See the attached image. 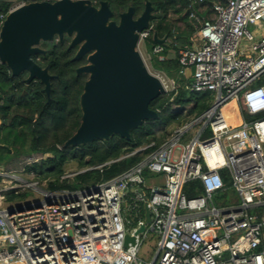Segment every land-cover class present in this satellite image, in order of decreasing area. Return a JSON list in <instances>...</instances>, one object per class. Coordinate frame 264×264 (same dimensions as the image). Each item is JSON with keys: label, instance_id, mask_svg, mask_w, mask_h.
Returning a JSON list of instances; mask_svg holds the SVG:
<instances>
[{"label": "built area", "instance_id": "2783aa9c", "mask_svg": "<svg viewBox=\"0 0 264 264\" xmlns=\"http://www.w3.org/2000/svg\"><path fill=\"white\" fill-rule=\"evenodd\" d=\"M5 1L13 5L1 26L23 5L57 0ZM188 1L195 34L193 46L178 50V77L195 67L184 86L211 92L209 108L175 125L159 144L66 172L60 182L141 157L111 179L78 189L31 183L42 199L13 208L2 203L15 186H0V264H264V36L249 30L264 29V0H216L209 17L195 10L205 0ZM153 33L152 25L140 33L142 56ZM242 43L251 44L249 55L241 54ZM163 52L157 44L148 56L163 60ZM155 74L166 93L183 85ZM0 181L26 182L4 170ZM149 234L158 238L157 250L140 259Z\"/></svg>", "mask_w": 264, "mask_h": 264}, {"label": "trees", "instance_id": "16d2710c", "mask_svg": "<svg viewBox=\"0 0 264 264\" xmlns=\"http://www.w3.org/2000/svg\"><path fill=\"white\" fill-rule=\"evenodd\" d=\"M108 1L115 13L114 19L117 20L118 14L130 6L136 7L137 11L143 10L147 0ZM148 1L152 2L155 9L156 18L152 26L153 32H156L159 38L173 37L174 28L179 22H183L186 28L191 25L189 14L185 15L190 6L188 0ZM215 1L205 0L203 4L209 9ZM12 5L10 1L0 0V16L7 14ZM172 14L178 15L175 23L171 20ZM180 36L181 34L178 38ZM145 45L151 52L157 43L154 37L150 36ZM45 46L49 52L44 57V65L56 77L51 82L49 98L41 81H33L27 87L24 76L14 77L7 65L0 64V117L4 121L0 128V166H7L21 156L43 157L51 154V157L27 166V171L36 173L39 180H48L49 189H78L117 176L137 163L141 157H130L116 162L105 172L93 170L82 173L70 183L60 182L69 162L76 161L84 168L120 158L151 141L159 144L166 137H157V126L169 128L181 124L208 109L213 100L211 92H192L185 88L184 84L189 80L178 77V56L169 58L170 49H175L178 54L180 47L178 44L164 45V52L161 54L164 59L152 56L151 66L156 72H163L170 78L177 77L183 85L178 91L165 93L151 103V108L159 113L158 119L146 121L141 127L133 130L130 140L115 135L108 140H95L89 144L67 147V140L81 124L80 98L88 75L77 74L79 63L72 61L73 54L67 50L68 41L58 44L45 42ZM24 90L28 91L26 95H23ZM4 145L6 147H3ZM27 195L11 191L7 193L6 199H25ZM189 196L192 197L193 194L189 193Z\"/></svg>", "mask_w": 264, "mask_h": 264}, {"label": "water", "instance_id": "95a60500", "mask_svg": "<svg viewBox=\"0 0 264 264\" xmlns=\"http://www.w3.org/2000/svg\"><path fill=\"white\" fill-rule=\"evenodd\" d=\"M154 6L146 1L144 10L136 16V7L115 13L108 0L95 5L92 0L41 1L23 5L8 14L0 28V63L7 65L12 76L28 73L27 83L38 79L50 97L51 80L55 76L32 58L46 51L43 42L71 39L69 50L77 47L73 58L87 56L88 63L77 74L88 75L80 98L82 120L66 146L108 140L118 135L130 140L132 131L146 121L156 120L158 111L151 103L166 93L162 80L153 73L138 49L140 33L155 20ZM188 14V12H187ZM153 37L164 45L167 38ZM195 67L185 76L193 81ZM23 208L20 207L19 211ZM146 223L151 212L145 206ZM145 225L140 229L144 232ZM128 241H134L130 236Z\"/></svg>", "mask_w": 264, "mask_h": 264}, {"label": "rangeland", "instance_id": "374dc122", "mask_svg": "<svg viewBox=\"0 0 264 264\" xmlns=\"http://www.w3.org/2000/svg\"><path fill=\"white\" fill-rule=\"evenodd\" d=\"M171 18L172 19L176 18L175 14H173ZM249 30L255 35L256 38H259L260 36H264V29L262 31H259L257 29V27L250 25ZM187 35L188 34L181 35L179 37L180 41H178L177 44L178 45L188 44L189 42H187ZM168 45L171 46L172 44H168ZM188 45H189V47L193 46V40H192L191 44L189 43ZM250 48H251V44L242 43L241 50H240L241 54L242 55H249ZM171 50L172 51H170V53H169V58L174 59L177 54L175 53L176 52L175 49L172 48ZM142 51L144 54L143 55L144 60L146 61V64L148 65V67H150V70L153 73H157L152 68L150 58L148 56L150 49L145 45V47L142 48ZM176 76L177 75H175V77ZM175 79H177V77ZM172 129H173V127L164 128L163 126H157L155 128V133H156L158 138L168 137V135L170 134ZM51 156H52L51 154H47L43 157L21 156L19 158L14 159L13 161H11L7 166H0V171L4 170V171L8 172L10 175L16 176L17 178H21L22 180L26 181V182H12V183L0 181V186L1 187H3V186H13L14 187L15 186L18 193H20V194L27 193L28 194L27 198H25V199L18 198L15 200H9L8 198L7 199L5 198V200L2 203V207L13 208V207H18V206H23V205H26V204H29L32 202H37V201L42 199V196L39 193L33 191L31 188H29L28 185L31 183H39L42 188L47 189V188H49V182H48V180H39L37 178L36 173L27 171L28 170L27 166H32L34 162H40L42 159H45V158L51 157ZM78 170H81V167L79 166L78 162H76V161H71L65 166V171L67 173L78 171ZM162 181H163L162 177L156 179L157 183H161ZM148 184H152V181L149 180ZM230 195L233 197H236V193L234 191H232L230 193ZM157 243H158V238H156L152 234H149L144 239V241L142 243L140 252L138 254L139 258L144 259V260H149L152 257V255H154L155 251L157 250Z\"/></svg>", "mask_w": 264, "mask_h": 264}, {"label": "crops", "instance_id": "0c3cea01", "mask_svg": "<svg viewBox=\"0 0 264 264\" xmlns=\"http://www.w3.org/2000/svg\"><path fill=\"white\" fill-rule=\"evenodd\" d=\"M195 10L197 12V14L200 16V17H209L210 15V11L209 9L207 8V6H205L204 4H197L195 6ZM188 10L185 11V15H188L187 14ZM173 15V14H172ZM172 15L170 17H172ZM176 18H171L172 22L175 23V21H177V18H178V15H175ZM189 22H190V26H188L186 28L185 24L183 22H179L176 24V27L174 28L175 30V35L173 37H164V38H167V41L164 45H168V44H177L179 40L178 36L179 34L183 35V34H188L187 35V42H189L191 44L192 40H193V36L195 34V26H194V23L189 19ZM178 38V39H177ZM188 43V44H189ZM180 44V43H179ZM188 44H180L179 47L181 48L182 46L185 47V46H188ZM170 51H172L170 49ZM169 51V53H170ZM175 52V51H174ZM176 53V52H175Z\"/></svg>", "mask_w": 264, "mask_h": 264}, {"label": "flooded vegetation", "instance_id": "af4514ba", "mask_svg": "<svg viewBox=\"0 0 264 264\" xmlns=\"http://www.w3.org/2000/svg\"><path fill=\"white\" fill-rule=\"evenodd\" d=\"M100 1H102V0H93V2H94L95 5H98V4L100 3ZM143 10H144V8H143ZM143 10H141V11H137V10H136V16H139V15L142 13ZM117 20H118V18H117ZM65 41H68L67 50L72 52V54H73V56H72V61H74L73 58L76 56L78 48L75 47V48L69 50L68 48H69V44H70V42H71V39H69L68 37H66V38L64 39L63 42H65ZM52 42H55L56 44L60 43V41L57 40V39H55V40L52 41ZM40 48L43 49V50H45L46 53H45V54H43V53L36 54V55H34L32 58H33L34 61H35L38 65H40L41 67H43V68H48L47 66L44 65V57H45V55H47V53L49 52L48 49H47L46 46H45V42H43V43L40 45ZM74 62L79 63L78 67L76 68V72H77V69H78V68H80L81 66L86 65V64L88 63V61H87V56H86V57H83L82 59H80V60H78V61H74ZM0 64H1V63H0ZM48 70H49V68H48ZM49 73L51 74L50 70H49ZM51 75H52V74H51ZM22 76L25 77V82H26V80H27V78H28V73H23ZM53 76H55V75H53ZM55 78H56V77H55ZM52 80H53V79H52ZM52 80H51V82H52ZM34 81L37 82L38 79H36V80H34ZM39 81H40V80H39ZM32 82H33V81H32ZM32 82H31V83H32ZM31 83H27V82H26L27 87L30 86ZM41 83H42V82H41ZM43 85H44V84H43ZM44 91H45V85H44ZM27 93H28V91L24 90L23 95H26ZM45 93H46V92H45ZM46 94H47V93H46ZM47 96H48V95H47ZM48 98H49V97H48ZM49 100H50V99H49ZM3 124H4V121H3L2 118L0 117V128L2 127ZM3 147H6V146L4 145Z\"/></svg>", "mask_w": 264, "mask_h": 264}]
</instances>
